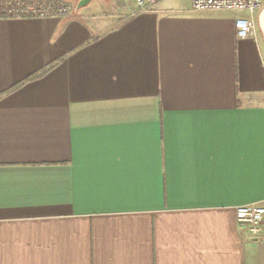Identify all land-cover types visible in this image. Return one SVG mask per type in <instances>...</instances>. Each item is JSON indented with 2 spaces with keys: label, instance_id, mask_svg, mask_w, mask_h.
<instances>
[{
  "label": "crops",
  "instance_id": "1",
  "mask_svg": "<svg viewBox=\"0 0 264 264\" xmlns=\"http://www.w3.org/2000/svg\"><path fill=\"white\" fill-rule=\"evenodd\" d=\"M116 1L0 19V264H264L263 12Z\"/></svg>",
  "mask_w": 264,
  "mask_h": 264
},
{
  "label": "built area",
  "instance_id": "2",
  "mask_svg": "<svg viewBox=\"0 0 264 264\" xmlns=\"http://www.w3.org/2000/svg\"><path fill=\"white\" fill-rule=\"evenodd\" d=\"M135 11L148 12L159 0H119ZM78 0H0V19H60L75 18ZM194 12H241L246 17L235 22L239 38L253 37L257 19L264 10V0H192ZM237 221L252 237L264 235V206H241L236 210Z\"/></svg>",
  "mask_w": 264,
  "mask_h": 264
},
{
  "label": "water",
  "instance_id": "3",
  "mask_svg": "<svg viewBox=\"0 0 264 264\" xmlns=\"http://www.w3.org/2000/svg\"><path fill=\"white\" fill-rule=\"evenodd\" d=\"M94 1L96 0H78L77 10L79 11V10L87 8ZM260 25H261L262 33L264 35V11L260 18Z\"/></svg>",
  "mask_w": 264,
  "mask_h": 264
},
{
  "label": "rangeland",
  "instance_id": "4",
  "mask_svg": "<svg viewBox=\"0 0 264 264\" xmlns=\"http://www.w3.org/2000/svg\"><path fill=\"white\" fill-rule=\"evenodd\" d=\"M74 1H76V0H74ZM100 1H102V0H100ZM97 3H100V2H96V3H94V6L95 5H97ZM112 3H113V7H114V9H115V12H117V13H115L116 15H119L120 13H121V8H120V5H119V3H118V1H116V0H112ZM92 7V4L90 5V6H88L87 8H85V9H87V12H89V13H92L91 12V8ZM113 14L111 13H107V12H105V13H103V15H102V17H109V16H112Z\"/></svg>",
  "mask_w": 264,
  "mask_h": 264
},
{
  "label": "trees",
  "instance_id": "5",
  "mask_svg": "<svg viewBox=\"0 0 264 264\" xmlns=\"http://www.w3.org/2000/svg\"><path fill=\"white\" fill-rule=\"evenodd\" d=\"M53 68V66H51L50 68H48L47 70H45L44 72L35 75L31 78H29L28 80H26L24 83L20 84L19 86H17L16 88H14L11 92L17 90L18 88H20L21 86L25 85L26 83L32 82V81H36L38 79H40L41 77H43L49 70H51Z\"/></svg>",
  "mask_w": 264,
  "mask_h": 264
}]
</instances>
